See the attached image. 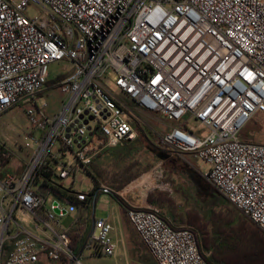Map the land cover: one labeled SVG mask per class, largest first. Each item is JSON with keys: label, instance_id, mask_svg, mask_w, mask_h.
<instances>
[{"label": "built area", "instance_id": "obj_1", "mask_svg": "<svg viewBox=\"0 0 264 264\" xmlns=\"http://www.w3.org/2000/svg\"><path fill=\"white\" fill-rule=\"evenodd\" d=\"M52 63L67 65L62 78ZM15 108L26 128L14 144L27 152L0 132V264H83L59 221L87 196L63 181L133 142L137 111L166 121L156 148L192 153L204 181L264 233V144L240 138L264 112V0H0V118ZM126 219L157 264H207L194 233L153 206L128 204ZM111 230L94 219L87 243L113 255Z\"/></svg>", "mask_w": 264, "mask_h": 264}, {"label": "rangeland", "instance_id": "obj_2", "mask_svg": "<svg viewBox=\"0 0 264 264\" xmlns=\"http://www.w3.org/2000/svg\"><path fill=\"white\" fill-rule=\"evenodd\" d=\"M26 13L29 16H34L38 13V10L35 6L30 5L27 7ZM66 68L68 67L64 63L49 64V76H59L62 78L66 74ZM41 100L42 99H39L37 103L40 104ZM57 105L58 98L53 94L49 99L50 110L55 109ZM135 114L139 125L137 127L138 135L133 142L138 141L139 144L136 143L131 148L125 147L128 145L130 146L133 142L118 145V149L120 150H116L117 152H112V147L104 149L94 162L98 164L102 173V178L98 180V182L89 174L92 169L89 172L80 169L74 181H72V179L63 181L64 186H71L75 193H83L88 199L91 198L89 194L93 188L97 186L99 191L95 199L94 219L100 216L103 219L107 218L106 220L112 226L110 236L115 244L113 255L106 256L98 253L93 242H89L84 248L81 247L82 242H79V244L75 246V249L77 254L80 252V259L83 264H147L146 255L149 257L151 256L147 249L140 244L138 238L135 239L137 243H139L138 245L144 249V252L137 250V247L132 243L131 236L119 221L121 205L110 193L112 191L118 195L121 200H130L129 195L134 193L132 197L135 201L141 200L142 198L145 200L147 195L154 191L164 192L166 193L165 196L173 198V209L175 207V213L176 210L187 212V210L191 211L192 208H196L198 212L200 211L203 216H205L211 209L216 211L223 210L220 205L222 202L221 200L219 201L222 195L208 185L197 172L196 163L202 174H204L205 168L200 161L193 157V155L173 150L163 151L166 155L163 158L156 155V152L162 150L156 148L153 143L156 141L157 136L166 128V121L162 120L159 115L154 113L137 111ZM0 126V132L2 136L6 138V145L13 149L19 157H24L27 151L22 149L20 144H14V140L18 142L24 141L26 120L23 112L15 108L0 120ZM139 130L141 132H139ZM145 135L150 138L148 141H146ZM240 138L242 140L264 144V112H258L250 120L241 131ZM123 147L125 148L124 150H130V153L127 154L128 157L124 156L125 152L121 150ZM114 148H117V146H114ZM117 153L121 154V156L118 155V158L116 156ZM130 163L134 164L129 172H125V167ZM15 168L16 162L14 161L6 168V171L12 172ZM128 175H136V177L123 188L115 190L108 187L112 183L113 177L117 176L118 180H120L123 176ZM150 176L154 179V186L149 183L142 187L133 185L147 181L150 179ZM99 186L108 188L109 192ZM127 187H129V189L124 190L120 195L119 191ZM150 187L153 188L151 190H146ZM216 196L218 197L219 205L215 199ZM52 199H55V197L49 194L47 196L46 205H48ZM89 206H91L90 201ZM230 206L233 207L231 204ZM154 208L167 217L173 226H181V224L175 221L168 212L164 210L161 211L156 206H154ZM74 219L75 214H71L69 217L63 218L59 222L62 228L71 226V233L74 235L77 231H80L79 234L82 238L85 236L83 231L84 229L85 231L88 229V224L85 222L87 224L86 227L75 228ZM89 232L90 229L88 233ZM41 261L43 264H56L55 262H48L43 259Z\"/></svg>", "mask_w": 264, "mask_h": 264}, {"label": "trees", "instance_id": "obj_3", "mask_svg": "<svg viewBox=\"0 0 264 264\" xmlns=\"http://www.w3.org/2000/svg\"><path fill=\"white\" fill-rule=\"evenodd\" d=\"M139 132L141 131L139 130ZM145 138L146 141L150 139L146 135ZM136 143H138V141L133 142L130 146L128 145L125 148H131ZM125 148L123 147L121 150H124ZM116 150H120L118 149V145L117 148L112 147V152H117ZM124 152V156L128 157L127 154L130 153V150H124ZM118 155L121 156L120 153H117V158ZM156 155L160 158L166 156L163 151L156 152ZM99 156L100 154L93 160L91 164L92 171L89 172L96 182L102 178V173L98 164L94 163ZM133 164L134 163H130L125 167L124 171L129 172ZM135 177L136 175H128L123 176L118 180L117 176H115L112 178L113 181L108 187L110 189L119 190L130 183ZM149 178L151 179V176ZM127 188L122 189L119 193H122ZM67 191L68 189H64L61 185L53 187L55 196H64ZM98 191L99 189L95 186L89 194L93 204H95ZM110 193L125 208L126 215L127 207L124 202L113 191ZM165 195L166 193L164 192L154 191L147 195L145 200L147 203L158 207L161 211L164 210L168 212L175 221H178L181 224L180 228L188 229L194 233L199 253L207 264H264V233L246 219L235 207H231L222 196L219 201L221 200L223 203H220L223 210L216 211L211 209L207 215L203 216V214L200 211L198 212V209L196 208H192L191 211L187 210V212L176 210L175 213V207L173 209V198ZM215 199L218 204V197L216 196ZM158 215L165 222L173 225L168 218L162 215L159 211ZM79 233L80 231H77L74 235L70 232L73 240L71 244L72 248H74L79 242H82V245L87 242V234L81 238ZM132 243L137 247V250L144 252V249L138 245L139 243H137L136 239H132ZM140 244L142 245L141 242ZM146 259L147 264H157L152 255L150 257L146 255Z\"/></svg>", "mask_w": 264, "mask_h": 264}, {"label": "crops", "instance_id": "obj_4", "mask_svg": "<svg viewBox=\"0 0 264 264\" xmlns=\"http://www.w3.org/2000/svg\"><path fill=\"white\" fill-rule=\"evenodd\" d=\"M14 109H11L9 111H7L6 113H4L0 120H2V118L8 114L9 112L13 111ZM191 155H193L192 153H189ZM194 157V156H193ZM198 162V161H197ZM201 162V161H200ZM202 163V162H201ZM203 167L205 168L204 172L206 171V167L204 166V164L202 163ZM196 167H197V172L202 176L203 174L200 172L198 166H197V163H196ZM132 195H134V193H132L131 195H129V198L130 200H122L124 202V204L126 205V207H128V204H131V205H139V206H146L148 205L149 203H146L144 198H142L141 200H137L135 201L134 198L132 197ZM89 201L91 202V206H89ZM121 205V204H120ZM151 205V204H149ZM153 206V205H151ZM94 207H95V204L92 203L91 199H86L82 205H80L78 207V210L75 214V219H74V225H75V228H81V227H86V225L88 224V229L85 231L84 229V233L87 234L88 236V231L89 229L91 230V227H92V221L94 220ZM154 207V206H153ZM120 218H119V221L122 223V226L124 227V229L128 232V234L131 236V239H135L137 238L136 234L134 233L132 227L129 225V223L127 222V219H126V215H125V208L121 205L120 206ZM96 219H103L101 216L99 218H96ZM104 219H107V218H104ZM87 224H86V223ZM85 223V224H84ZM173 226V225H172ZM174 228H180V227H175L173 226ZM87 232V233H86ZM79 243H77L78 245ZM85 244L87 245L88 243L85 242ZM85 245V246H86ZM82 246V244H81ZM45 260L47 261L46 259L44 258H41L39 260V263L38 264H43V262L41 260ZM49 262V261H48ZM56 264H62L60 262H55Z\"/></svg>", "mask_w": 264, "mask_h": 264}, {"label": "bare ground", "instance_id": "obj_5", "mask_svg": "<svg viewBox=\"0 0 264 264\" xmlns=\"http://www.w3.org/2000/svg\"><path fill=\"white\" fill-rule=\"evenodd\" d=\"M153 184V186H154V179H149V180H147V181H145V182H141V183H137V184H134V185H138V186H145L146 184ZM131 187V186H130ZM153 187H150V188H147L146 190H151ZM127 189H129V188H127ZM146 192V191H145ZM145 192H144V194H145ZM120 195L122 194V193H119Z\"/></svg>", "mask_w": 264, "mask_h": 264}, {"label": "water", "instance_id": "obj_6", "mask_svg": "<svg viewBox=\"0 0 264 264\" xmlns=\"http://www.w3.org/2000/svg\"><path fill=\"white\" fill-rule=\"evenodd\" d=\"M107 191H109V190H107ZM53 205H56V203H55V202H53ZM54 212H55V213H58V212H59V210H58V209H54ZM62 213H64V211H63ZM92 222H93V221H92Z\"/></svg>", "mask_w": 264, "mask_h": 264}]
</instances>
